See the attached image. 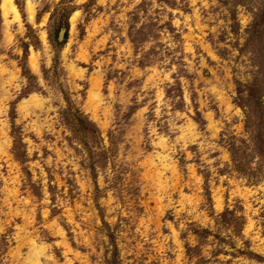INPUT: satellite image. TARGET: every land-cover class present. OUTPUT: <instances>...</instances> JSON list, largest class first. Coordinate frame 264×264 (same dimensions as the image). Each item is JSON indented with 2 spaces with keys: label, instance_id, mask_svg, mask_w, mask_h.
<instances>
[{
  "label": "clouds",
  "instance_id": "9594fccd",
  "mask_svg": "<svg viewBox=\"0 0 264 264\" xmlns=\"http://www.w3.org/2000/svg\"><path fill=\"white\" fill-rule=\"evenodd\" d=\"M101 2L117 0H0V68L10 70L0 72V158L71 172L73 194L93 202L71 264H264V88L250 95L264 81V38L250 43L264 0H147L70 73L75 26L91 40L85 21ZM120 2L131 11L141 0ZM220 95L232 104L217 113L231 158L213 166L205 133ZM36 96L41 106L26 110ZM232 125L243 128L233 136ZM227 177L259 195L235 199ZM34 243L0 225V264H37ZM46 252L40 264H70L55 243Z\"/></svg>",
  "mask_w": 264,
  "mask_h": 264
},
{
  "label": "rangeland",
  "instance_id": "374dc122",
  "mask_svg": "<svg viewBox=\"0 0 264 264\" xmlns=\"http://www.w3.org/2000/svg\"><path fill=\"white\" fill-rule=\"evenodd\" d=\"M127 3L131 5L132 0H127ZM124 8L125 5L121 4L120 0L110 6L103 2L98 4L96 13L92 17L86 18L85 21L90 24L91 40H85L80 36V25L75 26L76 46L81 52V59L76 63L69 61L67 64L68 72L77 74L79 68L87 66L89 63L87 57L91 55V49L99 42L100 36L104 35L108 29L114 30L116 26H119L118 22L123 20L124 17H131L136 8L146 10L147 0H141V3L137 4L131 11H125ZM0 12H2V9H0ZM169 15L171 16V14ZM69 35L71 37L72 33ZM262 38H264V20L258 21L253 27L250 43L254 44ZM72 42L71 38L67 41L68 44H72ZM101 49L98 51L103 55V51L108 50V44L102 45ZM216 58L215 54L209 56L213 63H215ZM4 71L10 70L0 68V72ZM92 87L102 88L103 79L98 76L95 77ZM261 88H264V81H260L253 87L250 95L255 98ZM92 98L99 102L98 95L93 94ZM42 103L41 97L36 96L25 108L31 110L34 107L41 106ZM231 108L232 104L223 95H220L216 112H213L207 119L208 130L205 135L212 137V140L208 143L213 144L215 150L207 148L206 151L209 158H215L213 166L217 161H222L226 165L231 158V153L224 150L223 145L228 124L220 115H217L221 111H224L226 115L227 109ZM242 128L243 125H232V135L234 136ZM186 135L191 137L197 135V133H194L192 129H187ZM198 146L199 144L191 147ZM217 172L222 178L226 177L223 168L218 169ZM193 175L199 177V169H195ZM73 179L71 172L69 176L64 177L62 172L52 175L48 169H44L43 175L39 170L34 171L31 168L26 170L11 154L7 158H0V225L8 224L13 230L19 232L22 238H31L36 241L31 245L28 256L29 261L35 260L37 264H40L44 256L47 255L48 245L52 243L56 244L57 249L63 248L70 264L73 256L79 258L84 255L76 246L77 233L83 232L84 226L91 221L89 205L93 202L91 200L81 202L77 199L76 195L73 194ZM227 181L235 187L238 194L234 197L235 199L251 200V195L246 196V193L259 195V192L246 181L238 182L240 181L239 177L236 179L227 177ZM79 186L83 187V183L81 182ZM217 187L224 188L225 195H231V189L227 188L225 184L218 182ZM220 201L221 204L225 202L223 196L220 197ZM241 208L244 209L245 205L241 204ZM164 215H167V213L165 212ZM97 222L99 223V219ZM140 223H144V220L141 219ZM163 234L166 235V233Z\"/></svg>",
  "mask_w": 264,
  "mask_h": 264
}]
</instances>
